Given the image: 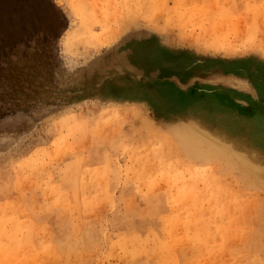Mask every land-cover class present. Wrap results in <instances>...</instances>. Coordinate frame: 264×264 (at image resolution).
I'll list each match as a JSON object with an SVG mask.
<instances>
[{"label": "rangeland", "instance_id": "obj_1", "mask_svg": "<svg viewBox=\"0 0 264 264\" xmlns=\"http://www.w3.org/2000/svg\"><path fill=\"white\" fill-rule=\"evenodd\" d=\"M0 264H264V0L3 1Z\"/></svg>", "mask_w": 264, "mask_h": 264}, {"label": "trees", "instance_id": "obj_2", "mask_svg": "<svg viewBox=\"0 0 264 264\" xmlns=\"http://www.w3.org/2000/svg\"><path fill=\"white\" fill-rule=\"evenodd\" d=\"M3 1H6V0H0V5H1V3H2Z\"/></svg>", "mask_w": 264, "mask_h": 264}]
</instances>
